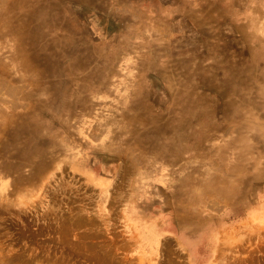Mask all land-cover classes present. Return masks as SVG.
<instances>
[{
    "label": "rangeland",
    "instance_id": "obj_1",
    "mask_svg": "<svg viewBox=\"0 0 264 264\" xmlns=\"http://www.w3.org/2000/svg\"><path fill=\"white\" fill-rule=\"evenodd\" d=\"M0 264H264V0H0Z\"/></svg>",
    "mask_w": 264,
    "mask_h": 264
}]
</instances>
